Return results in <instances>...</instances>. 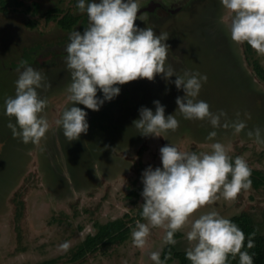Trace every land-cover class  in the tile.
<instances>
[{
    "label": "rangeland",
    "instance_id": "1",
    "mask_svg": "<svg viewBox=\"0 0 264 264\" xmlns=\"http://www.w3.org/2000/svg\"><path fill=\"white\" fill-rule=\"evenodd\" d=\"M166 1L172 9L191 4L190 0ZM206 3L191 14L180 13L172 25L155 27L149 17L135 23L140 28L153 27L157 34L169 26L173 33L167 40L171 42L167 43L171 47L169 62L180 74L188 70L207 75L197 99L206 101L211 111L223 110L230 120H235L237 113L240 119L250 114L247 129L239 134L232 128L216 129L215 140L226 146L230 156H243L252 170L264 175V146L245 134L264 128V82L255 71L259 67L264 74V56L247 43L231 40L230 13L220 0ZM75 5L76 0H0V264H153L148 254L159 250L162 256L164 230L153 228L144 249L131 242L143 203L141 174L149 165L160 166L159 149L168 143L181 151L196 152L210 151L212 143L206 139L213 130L207 121L185 120L178 110L179 128L164 138L143 137L132 127L142 106L155 111L154 100L165 107L166 116L175 112L176 98L184 95L172 83L175 76L167 83L156 76L151 82L137 79L120 85L119 95L99 111L84 109L87 134L69 142L55 124L70 106L66 88L71 78L64 54L52 59L51 65H31L42 70L50 84L46 90H38L47 99L41 113L50 123L46 137L39 144H25L7 127L11 118L4 114L3 103L15 95L19 62L28 59L36 63L38 53L34 51L66 46L72 30L83 32L87 16ZM72 21L71 28L62 26ZM210 208L227 218L249 216L264 237L262 187L251 186L234 203L221 199L200 211ZM116 220L132 227L123 242L73 260L87 236ZM187 230L178 232L177 252H186L190 246ZM65 241L70 242L66 252L59 248Z\"/></svg>",
    "mask_w": 264,
    "mask_h": 264
},
{
    "label": "clouds",
    "instance_id": "2",
    "mask_svg": "<svg viewBox=\"0 0 264 264\" xmlns=\"http://www.w3.org/2000/svg\"><path fill=\"white\" fill-rule=\"evenodd\" d=\"M230 13L231 40L247 43L258 55L264 56V0H220ZM76 8L86 14L87 26L83 32L76 29L69 33L65 47V64L70 72L66 88V107L55 124L63 136L76 141L87 134V112L99 111L120 93V85L137 79L151 82L161 76L167 83L175 76L176 89L184 95L175 100L173 114L165 115V107L154 100L155 111L148 107L138 110L133 126L143 137H166L179 128L177 110L185 120L207 121L213 129L207 140L212 141L210 151H181L168 143L159 149L160 166L149 165L141 174L143 185L139 205L141 220H137L131 232L132 245L137 249L148 246L153 228L164 230L163 244L175 245V235L188 228L186 239L190 246L185 252L189 264H230L238 257L239 264H254V235L246 238L243 230L231 219L222 216L214 208L218 200L235 202L242 191L251 189L252 169L243 156L233 158L226 146L218 140L216 129H234L239 134L247 129V119L230 120L225 111L213 112L209 104L197 99L207 75L199 72L174 69L169 62L170 46L167 32L157 34L153 27L136 25L141 16L140 0H76ZM15 95L4 99V114L10 117L7 127L13 137L28 144H39L50 128L49 121L41 115L47 107V99L38 90L50 84L42 70L21 60L16 69ZM101 93L98 96L97 93ZM76 105H83L84 108ZM246 136L264 146V128L247 130ZM199 213V214H197ZM68 251L70 242L59 245ZM148 258L153 264H167L168 256L161 258V251H151Z\"/></svg>",
    "mask_w": 264,
    "mask_h": 264
},
{
    "label": "trees",
    "instance_id": "3",
    "mask_svg": "<svg viewBox=\"0 0 264 264\" xmlns=\"http://www.w3.org/2000/svg\"><path fill=\"white\" fill-rule=\"evenodd\" d=\"M74 23H68L66 25L62 24L65 29L71 28V25ZM256 73L260 79L264 82V74L260 71L259 67L255 69ZM252 187L257 189L262 187L264 189V175L259 172L252 170L251 174ZM244 232L246 238L251 233H255L253 239L255 242V247L250 249L251 253H254V264H264V237L259 234V231L254 227L249 216L245 214L236 215L231 218ZM142 221L140 214L138 219ZM136 222V221H135ZM136 224V223H135ZM132 227H128L123 221H111L105 225L99 226L95 235L87 236L83 241L81 247L78 249V252L74 256L73 260L78 261L85 257L87 254L96 252L100 247H109L117 242H123L127 235L130 233ZM180 237V234L177 232L175 239L177 240ZM168 256L167 264L177 260L179 264H189V261L186 259L185 252H177L174 248V245H166L163 249L161 258ZM230 264H239L238 258L231 260Z\"/></svg>",
    "mask_w": 264,
    "mask_h": 264
},
{
    "label": "flooded vegetation",
    "instance_id": "4",
    "mask_svg": "<svg viewBox=\"0 0 264 264\" xmlns=\"http://www.w3.org/2000/svg\"><path fill=\"white\" fill-rule=\"evenodd\" d=\"M190 3L191 4L189 6H187V5L186 6H179L176 9H172L171 5H169L166 0H144V3H142V5H140L141 9L139 10V12L142 10L143 11L139 15L147 13V17H149V19H150L149 22L150 23L152 22V24L155 27H159L164 23L167 25H172L174 19L180 13L191 14V13H193L194 10H196L197 6H202L204 4H207L206 0H190ZM142 17L143 16H141V18ZM141 22H143V20ZM137 26H138V24H137ZM165 32H167L169 34V36L172 37L173 33L171 30H169V26ZM168 42H170V41H167L166 43H168ZM65 47L66 46H53V47H45V48L42 47L38 51L33 52V53H38L37 57L35 58L36 63L32 64V62H30L28 59H27V62L29 65H38V66L39 65L44 66L47 64L51 65L52 59L60 58L61 55L66 54L65 53ZM46 49H49V50L46 51ZM62 50H64V51H62ZM45 52L47 53V55L41 56L42 54H45ZM43 60H47V61L43 62ZM58 63H61V62H58ZM64 64H65V61H64Z\"/></svg>",
    "mask_w": 264,
    "mask_h": 264
},
{
    "label": "water",
    "instance_id": "5",
    "mask_svg": "<svg viewBox=\"0 0 264 264\" xmlns=\"http://www.w3.org/2000/svg\"><path fill=\"white\" fill-rule=\"evenodd\" d=\"M143 11V10H142ZM142 11H140V12H138V14L137 15H139Z\"/></svg>",
    "mask_w": 264,
    "mask_h": 264
}]
</instances>
